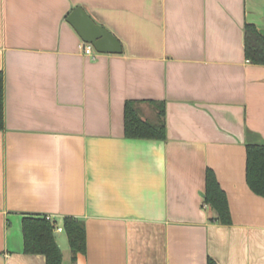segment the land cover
I'll list each match as a JSON object with an SVG mask.
<instances>
[{"label":"crops","instance_id":"1","mask_svg":"<svg viewBox=\"0 0 264 264\" xmlns=\"http://www.w3.org/2000/svg\"><path fill=\"white\" fill-rule=\"evenodd\" d=\"M82 7L121 53L82 51ZM264 0H0V264L24 251L22 218L50 216L62 264H264V197L246 182V145L264 144ZM165 138H129L124 108ZM214 171L231 223L203 203ZM84 222L72 261L63 218Z\"/></svg>","mask_w":264,"mask_h":264},{"label":"trees","instance_id":"2","mask_svg":"<svg viewBox=\"0 0 264 264\" xmlns=\"http://www.w3.org/2000/svg\"><path fill=\"white\" fill-rule=\"evenodd\" d=\"M244 50L246 58L255 64L264 65V36L251 23L244 24ZM156 123L141 119L133 101H127L124 108L125 135L129 138L164 139V105H157ZM3 125V75L0 72V128ZM246 182L256 194L264 197V144L246 145ZM203 203L214 211L213 220L221 224L231 223V215L225 192L216 180L215 173L208 168L205 173ZM24 251L45 256L46 264H62V252L54 235L55 221L46 216L28 215L22 218ZM72 261L77 252L85 250L84 222L72 216L63 218ZM207 264H217L208 258Z\"/></svg>","mask_w":264,"mask_h":264},{"label":"water","instance_id":"3","mask_svg":"<svg viewBox=\"0 0 264 264\" xmlns=\"http://www.w3.org/2000/svg\"><path fill=\"white\" fill-rule=\"evenodd\" d=\"M83 42L91 44L99 53H121L120 41L105 27L96 23L80 6L75 7L66 18Z\"/></svg>","mask_w":264,"mask_h":264},{"label":"built area","instance_id":"4","mask_svg":"<svg viewBox=\"0 0 264 264\" xmlns=\"http://www.w3.org/2000/svg\"><path fill=\"white\" fill-rule=\"evenodd\" d=\"M82 51L85 55L91 57L92 59H95L96 55L98 54V52L95 51L94 47L91 44L86 43V42H83V44H82ZM46 218L49 219L50 221H53L52 217H50V216L46 215ZM54 230L55 231H62V228L58 227L56 225V226H54Z\"/></svg>","mask_w":264,"mask_h":264}]
</instances>
